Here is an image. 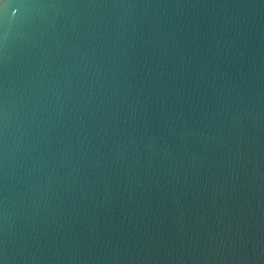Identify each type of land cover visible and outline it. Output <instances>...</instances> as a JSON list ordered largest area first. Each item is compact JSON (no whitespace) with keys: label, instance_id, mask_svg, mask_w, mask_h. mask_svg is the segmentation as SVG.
Listing matches in <instances>:
<instances>
[{"label":"water","instance_id":"obj_1","mask_svg":"<svg viewBox=\"0 0 264 264\" xmlns=\"http://www.w3.org/2000/svg\"><path fill=\"white\" fill-rule=\"evenodd\" d=\"M0 264H264V0H0Z\"/></svg>","mask_w":264,"mask_h":264}]
</instances>
